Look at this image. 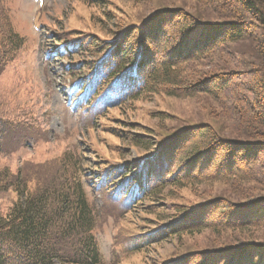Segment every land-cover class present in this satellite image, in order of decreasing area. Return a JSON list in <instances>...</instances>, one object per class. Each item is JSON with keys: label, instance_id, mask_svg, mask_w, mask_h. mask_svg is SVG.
I'll use <instances>...</instances> for the list:
<instances>
[{"label": "trees", "instance_id": "1", "mask_svg": "<svg viewBox=\"0 0 264 264\" xmlns=\"http://www.w3.org/2000/svg\"><path fill=\"white\" fill-rule=\"evenodd\" d=\"M80 1L96 6L103 3ZM191 1L195 7L189 10L166 8L137 25L119 29L113 41L96 36L54 40L62 43L58 50L72 57L96 55L92 63L80 64L89 74H75L82 92L89 93L88 105L100 106L99 112L96 107L91 109L94 119L142 95L160 93L169 97L223 94L226 113L235 115L237 125L232 133L238 137L236 141L221 137L207 124L193 125L170 135L155 152L104 170L100 187H106L108 193L118 186L113 193L131 203L127 211L143 201H154L167 187L225 182L233 184L232 192L246 200L252 196L244 190V183L264 187V0ZM205 9L215 15L205 14ZM250 40L257 46L249 52V63L240 73L220 74L223 69H217L202 74L199 70L203 63L212 66L213 59L229 46ZM22 46L8 11L0 4V71ZM5 122L0 118V148L9 132ZM133 143L135 147L148 145L140 137ZM212 164L218 167L212 168ZM208 168L215 173H203ZM21 174L0 172V191L12 190L18 196L10 211L0 216V264H100L94 235L96 215L81 184L68 180L58 185L55 181L32 189ZM251 199L249 204L234 205L222 197L200 206L177 207L170 221L140 242L146 245L173 236L179 240L184 234L207 229L217 233L224 227L246 232L264 221V198ZM236 214L240 219L233 221ZM139 243L135 245L138 250L142 248ZM250 243L189 253L167 264H264V244Z\"/></svg>", "mask_w": 264, "mask_h": 264}, {"label": "rangeland", "instance_id": "2", "mask_svg": "<svg viewBox=\"0 0 264 264\" xmlns=\"http://www.w3.org/2000/svg\"><path fill=\"white\" fill-rule=\"evenodd\" d=\"M102 1L96 6L80 0H1L23 46L16 58L0 71V118L6 121L9 131L0 148V172L9 170L13 175L21 172L20 177L28 180L32 189L55 181L58 185L68 180L80 183L96 215L94 235L100 264H167L193 252L236 247L248 241L264 244V221L248 227L246 232L224 227L217 233L207 229L198 234H184L179 240L173 236L146 245L140 242L160 224L170 221L177 207L200 206L222 197L234 205L264 198L260 183H244V190L252 196L247 200L232 192L233 184L225 182H206L185 189L167 187L154 201H143L131 211H127L130 203L126 206L125 199L113 193L118 186L108 193L106 187H100L99 177L104 170L116 169L155 152L159 143L184 128L207 124L221 137L238 140L232 133L237 125L235 115L226 113L223 94L217 98L205 94L191 97L147 94L123 102L103 118L94 119L91 109L96 107L99 112L100 106L96 103L84 106L86 100L77 94L72 83L77 80V73L89 74L80 64L92 63L96 55L72 57L57 50L62 43L56 44L54 40L96 36L113 41L119 29L137 25L159 10L195 7L191 0ZM256 46L251 40L240 46L233 44L225 53L214 56L218 57L213 59L212 66L203 63L199 70L202 74L220 69H223L220 74L240 73ZM135 137L148 145L135 147ZM203 173L215 172L208 168ZM17 199L12 190L0 191V216H5ZM237 215L233 221L240 219ZM138 243L142 247L139 250L135 248Z\"/></svg>", "mask_w": 264, "mask_h": 264}]
</instances>
